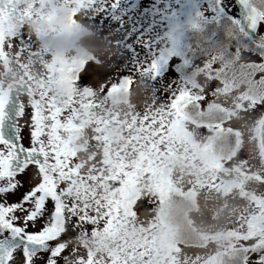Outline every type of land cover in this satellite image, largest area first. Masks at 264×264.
I'll return each mask as SVG.
<instances>
[{"label": "snow or ice", "instance_id": "6c2138e0", "mask_svg": "<svg viewBox=\"0 0 264 264\" xmlns=\"http://www.w3.org/2000/svg\"><path fill=\"white\" fill-rule=\"evenodd\" d=\"M0 264H264V0H0Z\"/></svg>", "mask_w": 264, "mask_h": 264}, {"label": "rangeland", "instance_id": "374dc122", "mask_svg": "<svg viewBox=\"0 0 264 264\" xmlns=\"http://www.w3.org/2000/svg\"><path fill=\"white\" fill-rule=\"evenodd\" d=\"M137 5L143 4L144 6H150L151 5V0H134Z\"/></svg>", "mask_w": 264, "mask_h": 264}, {"label": "trees", "instance_id": "16d2710c", "mask_svg": "<svg viewBox=\"0 0 264 264\" xmlns=\"http://www.w3.org/2000/svg\"><path fill=\"white\" fill-rule=\"evenodd\" d=\"M254 2L256 3L257 6L261 5V0H254Z\"/></svg>", "mask_w": 264, "mask_h": 264}]
</instances>
